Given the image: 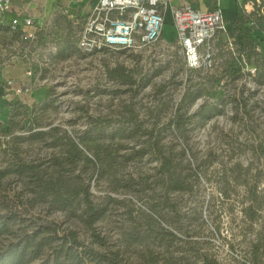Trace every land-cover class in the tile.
<instances>
[{
  "label": "rangeland",
  "instance_id": "374dc122",
  "mask_svg": "<svg viewBox=\"0 0 264 264\" xmlns=\"http://www.w3.org/2000/svg\"><path fill=\"white\" fill-rule=\"evenodd\" d=\"M94 2H44L30 41L0 21V61L29 68L20 86L43 91L12 104L0 125V250L51 223L82 244L120 248L119 264H264L260 40L217 36L206 69L186 68L167 23L153 44L85 54L78 37ZM263 7L252 29L264 30ZM85 186L105 208L90 225L80 216Z\"/></svg>",
  "mask_w": 264,
  "mask_h": 264
},
{
  "label": "built area",
  "instance_id": "2783aa9c",
  "mask_svg": "<svg viewBox=\"0 0 264 264\" xmlns=\"http://www.w3.org/2000/svg\"><path fill=\"white\" fill-rule=\"evenodd\" d=\"M23 3L38 0H21ZM216 1V0H215ZM169 0H98L86 17L78 37V47L85 54L113 49H138L153 44L163 35L165 8ZM14 0H0V21L13 9ZM252 21V20H251ZM22 41L37 36L34 18L24 7L9 22ZM173 25L188 69L214 65L217 36L232 44L221 7L216 4L200 9L191 3L173 10ZM31 70L28 71L30 75ZM12 81L9 80L8 84ZM29 90L18 86L15 92Z\"/></svg>",
  "mask_w": 264,
  "mask_h": 264
},
{
  "label": "trees",
  "instance_id": "16d2710c",
  "mask_svg": "<svg viewBox=\"0 0 264 264\" xmlns=\"http://www.w3.org/2000/svg\"><path fill=\"white\" fill-rule=\"evenodd\" d=\"M264 5V0L260 4H256L253 13H257L260 7ZM73 149L70 150V158H74L80 150L74 142ZM25 169L33 168L34 165H23ZM182 179L179 187H185ZM64 190L68 193V197L74 193V187L70 182H64ZM84 207L80 214L85 224L90 225L95 222L105 211V208L95 202L90 197V191L87 186L83 188ZM59 197L60 191L58 192ZM57 195V194H56ZM69 204V202H66ZM246 215L253 219L257 216V209L250 204L246 209ZM8 229L6 224L0 225V234ZM99 242H103L104 238L100 234L96 235ZM251 254L256 256L258 245H254ZM121 249L108 248L99 250L93 245L82 244L77 231L74 229L61 230L51 223L23 232L22 236L16 240L9 242L0 250V264H30L39 257L44 260L41 264H119L121 261ZM207 264H216L215 258L206 256Z\"/></svg>",
  "mask_w": 264,
  "mask_h": 264
},
{
  "label": "crops",
  "instance_id": "0c3cea01",
  "mask_svg": "<svg viewBox=\"0 0 264 264\" xmlns=\"http://www.w3.org/2000/svg\"><path fill=\"white\" fill-rule=\"evenodd\" d=\"M54 0H44L45 4L51 5ZM59 1H66L67 3H75V0H59ZM81 1L82 3L85 0H76ZM262 0H169L168 5L166 6L165 12V23L173 24V10L176 7L182 6L187 3H191L193 6L198 7L200 9H208L211 6H215L218 4L223 12V15L226 19V26L228 31L231 33L237 32L240 35H248L250 38H258L260 40L259 48L264 53V30L252 29L250 24L252 16L255 13L251 14L252 12L256 11V4H260ZM43 0H38L36 2H25L23 3L21 0H14L13 9L9 11L2 22H6L9 25V22L13 16H15L16 11L20 9V7H24L35 21L36 30L38 31L39 23H37L38 18H41L39 9L41 8L42 4L44 3ZM98 2L95 0L93 6ZM92 6V7H93ZM90 13V12H89ZM88 13V14H89ZM87 14V16H88ZM86 16V17H87ZM84 18V21L86 19ZM83 21V23H84ZM170 21V23H168ZM164 23V25H165ZM83 26V25H82ZM176 29V28H175ZM18 33V32H17ZM19 34V33H18ZM163 34H164V26H163ZM177 36V33H176ZM20 38V36H19ZM21 39V38H20ZM20 46H15V48H19ZM21 49V48H19ZM18 50V49H17ZM5 51L0 48V56L4 54ZM29 68L23 72L22 70H17L16 72H10L8 64H2L0 61V125L5 126L10 117V111L12 104L16 103L17 101L21 100H28L30 101L33 96H38L39 93H43L41 88H36L34 92H30L31 88L27 91L23 92H15V88L25 84L30 83L31 75L28 74ZM17 72H20L18 74ZM19 78H16L18 77ZM11 80L12 83L8 84V81Z\"/></svg>",
  "mask_w": 264,
  "mask_h": 264
},
{
  "label": "water",
  "instance_id": "95a60500",
  "mask_svg": "<svg viewBox=\"0 0 264 264\" xmlns=\"http://www.w3.org/2000/svg\"><path fill=\"white\" fill-rule=\"evenodd\" d=\"M263 10H264V7H263Z\"/></svg>",
  "mask_w": 264,
  "mask_h": 264
}]
</instances>
